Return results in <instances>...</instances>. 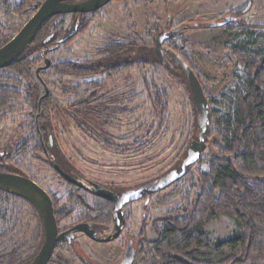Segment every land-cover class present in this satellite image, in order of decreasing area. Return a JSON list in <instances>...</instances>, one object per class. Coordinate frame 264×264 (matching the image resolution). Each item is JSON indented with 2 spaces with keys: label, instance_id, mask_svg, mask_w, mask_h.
I'll list each match as a JSON object with an SVG mask.
<instances>
[{
  "label": "rangeland",
  "instance_id": "obj_1",
  "mask_svg": "<svg viewBox=\"0 0 264 264\" xmlns=\"http://www.w3.org/2000/svg\"><path fill=\"white\" fill-rule=\"evenodd\" d=\"M18 4L19 0H0V47L35 13L27 11L20 16L14 12ZM231 17L236 20L227 24L228 28L209 27ZM244 25L264 26V0H113L95 13L54 18L42 38L55 34L61 40L75 34L78 27L69 42L55 47L48 55L55 65L94 63L105 56L102 51L106 46L127 42L136 43L138 58L149 62L137 63L113 76L105 73L77 79L59 76L57 71L44 74L52 102L46 114L56 152L72 168L73 179L86 188L110 195L107 191H137L177 167L191 142L199 138L200 130L195 128L198 115L183 71L165 49L166 63H157L155 37L158 32L169 30L172 41L164 47L184 46L186 59L192 63L208 95L210 110L211 99L219 98L234 83L235 68L229 47L243 38L238 32ZM255 38L258 42L253 49L264 51V32L260 36L255 34ZM43 65L44 60H39L37 67ZM146 83L168 92V120L161 129L155 96L149 93ZM41 90L44 92L42 84ZM92 96L95 97L90 99ZM88 100L92 101L87 103ZM77 102L80 104L74 105ZM16 103L14 111L0 117V153H9L12 161L21 155L18 150L22 144L28 145L35 139L30 133L34 116L23 101ZM218 119L217 115L211 117L214 133ZM206 143L199 161L189 171L192 180L186 179L180 189L172 185L154 192L148 203L143 199L125 205L126 223L119 237L111 241L104 237L112 234L114 224L105 232L96 233L99 242L78 233L70 245L56 248L50 264H119L129 245L136 250L132 264H154L145 258L142 245L147 247L146 242L158 237L168 218L184 216V210L199 191L197 170H205L206 158L217 153L211 138L207 137ZM35 157L30 155L27 159L26 173L49 194L63 195L65 185L57 180L49 162L41 155ZM4 197L0 192V198ZM17 203L16 229L0 247V254L14 250L16 255L27 257L41 246L44 232L36 209L25 200ZM60 227L70 228V220ZM205 232L216 244L232 238L240 228L230 217L219 216L206 224Z\"/></svg>",
  "mask_w": 264,
  "mask_h": 264
},
{
  "label": "trees",
  "instance_id": "obj_2",
  "mask_svg": "<svg viewBox=\"0 0 264 264\" xmlns=\"http://www.w3.org/2000/svg\"><path fill=\"white\" fill-rule=\"evenodd\" d=\"M44 1L19 0L14 12L24 16L27 11H34V7L41 6ZM81 1L84 0H64L66 3ZM244 13L245 10L242 14ZM54 18L45 23L18 57L0 69V117L14 111V107L18 106L16 102L21 100L35 120L30 128V133L35 138L34 140L30 138V141L34 143L22 144L18 150L21 155L14 158V161L10 159L9 153H0V172L32 179L26 173L27 159L30 155L36 156L35 158L37 155L43 156L49 162L57 180L66 188L61 196L50 194L59 232L69 229L60 227L63 222L69 220L70 228L79 224H90L96 233L105 232L109 226L115 225L114 201L109 196L89 191L72 178L64 176L63 171H70L72 168L62 155L56 152L52 128L46 114L48 109L52 108V102L50 94L46 95L47 84L43 76L49 71H57L59 76H73L77 79L105 73L113 76L132 68L137 63L149 62L139 59L138 45L129 42L106 46L102 51L105 56L94 63L62 62L55 65L48 55L54 52L55 47L69 42L76 35L78 27L75 28V34L71 33L61 40H57L55 34L42 38V33ZM226 26L224 27L228 28ZM239 30L238 33L242 34L243 38L229 47L230 58L235 68L234 83L219 98H213L210 102L213 106L210 109L211 117L219 116L215 125L217 133H214L210 126L208 135V138L213 140L217 153L206 158L205 170H197L196 182L199 191L184 210V216L168 218L158 237L146 242L147 247L142 245L145 258L152 260L154 264H264V51L253 49L258 42L255 34L260 36L261 32H264V26L244 25ZM162 34L163 32H158L156 37ZM49 37L50 41L44 43ZM252 37L255 40H251ZM171 41L172 36L164 45ZM53 44L54 46H51ZM164 49L178 69L182 70L174 60L173 54L179 55L196 74L192 63L186 59L184 46ZM35 54L39 57H35ZM41 59L44 60V65L37 67ZM46 60L50 62L48 67ZM156 60L162 65L158 59ZM183 74L191 92L188 79L184 72ZM196 76L201 82L200 77L197 74ZM41 84L44 86V92L41 90ZM146 85L150 89L149 93L155 96L158 129H161L168 120V92L153 84ZM205 95L208 96L206 92ZM90 101L92 100H88L87 103ZM79 104L77 102L74 105ZM195 128L198 129L197 122ZM186 155L187 152L179 165L172 170L181 171ZM191 167L187 168L183 180L173 184L175 189H178L186 179L193 177L189 172ZM0 192L6 196L0 198L1 247L7 243L16 229L17 201L24 199L7 190L0 189ZM115 192L118 196L126 193L123 190ZM153 193L147 192L143 199L145 201L150 199ZM219 216L233 219L240 232L228 240L213 244L205 232V226ZM125 223L124 219L121 230L125 228ZM116 231L114 226L112 234L104 237L106 239L113 237ZM43 242L44 233L41 246L27 257L16 255L14 250L7 255L1 253L0 264H31ZM71 243L59 242L57 247Z\"/></svg>",
  "mask_w": 264,
  "mask_h": 264
},
{
  "label": "water",
  "instance_id": "obj_3",
  "mask_svg": "<svg viewBox=\"0 0 264 264\" xmlns=\"http://www.w3.org/2000/svg\"><path fill=\"white\" fill-rule=\"evenodd\" d=\"M112 1L113 0H84L76 3H66L64 0H45L41 6H35V13L33 16L8 43L0 48V69L4 68L16 57H18L30 44L38 31L50 19L61 15L95 13L106 7ZM250 8L251 4L247 7L246 11L250 10ZM235 20V18L231 17L223 23H212L209 27L220 28L230 22H234ZM178 30L179 29L177 28L174 31L177 32ZM168 36L169 35L167 33L160 36L156 40L154 46L157 59L162 65L166 63L164 43L168 39ZM49 41L50 37L47 38L44 43ZM173 57L185 73L191 87L196 113L198 115L197 124L198 129L200 130L199 138H197L198 140L191 142L187 150V155L183 160L180 172L172 170L159 181L146 185L137 191H127L122 196L110 193L107 190L106 191L110 195L99 192L109 196L114 201L115 206L113 219L115 222V229L117 231L113 237L107 238V241H111L119 237L125 217L123 213L125 205L141 199L142 196L140 193L143 191L160 192L180 181L186 175L187 168L196 164L206 149V142L209 135L211 121L208 99L205 95L201 82L191 67L179 55L173 54ZM46 65L47 67L50 65L49 60H46ZM37 73H39V70H37ZM48 94L49 91L46 88V95ZM0 189L10 191L28 201L39 214L43 226L44 242L38 255L31 264H49L54 255L57 244L64 241L72 242L78 233H84L93 240H97L96 232L90 224H79L60 233L50 195L32 179L18 174L0 172ZM148 202L149 199L146 200V203ZM135 252L136 250L129 245L125 251L123 260L119 264H132Z\"/></svg>",
  "mask_w": 264,
  "mask_h": 264
},
{
  "label": "flooded vegetation",
  "instance_id": "obj_4",
  "mask_svg": "<svg viewBox=\"0 0 264 264\" xmlns=\"http://www.w3.org/2000/svg\"><path fill=\"white\" fill-rule=\"evenodd\" d=\"M76 15H78V14H76ZM79 15H85V14H79ZM169 32H170L169 30L166 31V32H163V34L167 33V34L169 35V36H168V39L172 36V35H170ZM174 32H175V31H174ZM163 34H162V35H163ZM162 35H160V36H162ZM160 36H159V37H160ZM159 37H155V38H156L155 40H157ZM168 39H167V40H168ZM167 40H166V41H167ZM166 41H165V42H166ZM127 43H128V42H127ZM127 43H126V44H127ZM121 44H122V43H121ZM165 50H166V49H165ZM110 67H111V66H110ZM107 74H108V73H107ZM196 140H198V139H196ZM50 141H51V143L53 142V141H52V138H50ZM71 171H72V170H70V171H69V170H68V171H63L64 176H67V177L73 179V177H72V173H70ZM73 180H74V179H73ZM33 181H34V180H33ZM36 183H37V182H36ZM77 183H78V182H77ZM37 184H38V183H37ZM78 184H79V183H78ZM38 185H39V184H38ZM80 185H81V184H80ZM39 186H40V185H39ZM40 187H41V186H40ZM81 187H85V186L81 185ZM85 188H86V187H85ZM86 189L89 190V191H97V192L100 191V189H99V190H97V189L91 190V189H89V188H86ZM111 190H112V189H111ZM113 191H114V190H113ZM46 192H47V191H46ZM109 192H112V191H109ZM147 192H149V191H143V192H141L140 195H141L142 197H141V199H139V200H137V201L143 200V196L146 195ZM47 193H48V192H47ZM112 193H114V192H112ZM115 193H116V192H115ZM115 193H114V194H115ZM48 194H49V193H48ZM49 195H50V194H49ZM121 196H122V195H121ZM135 202H136V201H135ZM132 203H134V202H132ZM129 204H130V203H129ZM129 204H127V205H129ZM124 207H125V206H124ZM114 208H115V206H114ZM114 226H115V225H114ZM69 229H70V228H69ZM123 230H124V229H122L121 231H123ZM120 233H121V232H120ZM75 237H76V236H75ZM95 241H98V239L95 240ZM98 242H99V241H98Z\"/></svg>",
  "mask_w": 264,
  "mask_h": 264
}]
</instances>
